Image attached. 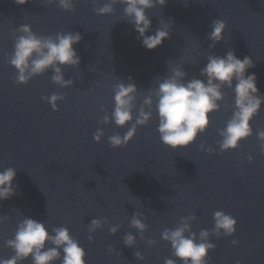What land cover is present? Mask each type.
I'll return each instance as SVG.
<instances>
[{
  "label": "water",
  "instance_id": "95a60500",
  "mask_svg": "<svg viewBox=\"0 0 264 264\" xmlns=\"http://www.w3.org/2000/svg\"><path fill=\"white\" fill-rule=\"evenodd\" d=\"M105 3L98 0V6ZM122 7L115 6V15L100 17L93 13L91 0L74 4L72 13L56 4L47 6L43 0L23 6L0 0V173L9 168L16 171L12 183L17 193L0 201V217H9L0 225V259L14 255L5 242L14 238L23 217L43 223L49 235L52 228H66L85 252L84 264H164L166 259L182 264L161 233L174 230L182 217L194 214L197 219L191 231L198 237L200 231L213 229V214L219 211L236 221L235 234L209 238L216 249L208 253L207 264H264V156L256 139L257 131H264V104L250 121L252 137L240 142L238 150L222 155L215 154L219 153L217 132L231 118L235 99L226 88L222 92L229 107L220 104L221 111L209 116L206 133L187 149L172 151L163 146L155 105L149 125L138 128L125 148L113 150L107 140L115 134L123 136L131 124L117 128L110 122L102 129L98 124L104 115L101 107L111 118L114 85L127 84L131 77L146 96L176 67L187 73L184 83L193 78L206 83L199 76L207 64L205 56L223 58L228 51L240 61L252 60L254 67L245 75L256 77V88L264 97V0H166L163 9L145 13L151 23L146 36L155 34L159 21L170 25L169 39L153 51L142 47ZM218 19L227 25L223 42L209 52L206 37L212 21ZM21 25L30 26L37 36H81L73 46L79 67L62 69L64 80L74 81L72 88L53 85L51 71L27 86L13 82L16 71L5 57L13 53L11 36ZM53 94L66 96L57 103V112L41 100ZM140 104L137 100L136 109ZM132 115L134 123L137 111ZM98 130L105 135L96 144L92 138ZM201 143L214 154L199 151ZM135 212L145 217L143 235L145 241L156 242L154 247L149 248L129 228ZM94 219H106L112 227L119 225L120 231L110 236L105 226L89 243L87 228ZM127 234L136 238L134 248L124 247L122 238ZM233 240L238 241L237 247L231 246ZM109 247L114 249L111 256ZM134 252L143 261H137ZM60 256L55 264H62V251ZM22 264H32L31 258Z\"/></svg>",
  "mask_w": 264,
  "mask_h": 264
},
{
  "label": "clouds",
  "instance_id": "9594fccd",
  "mask_svg": "<svg viewBox=\"0 0 264 264\" xmlns=\"http://www.w3.org/2000/svg\"><path fill=\"white\" fill-rule=\"evenodd\" d=\"M34 0H14L17 6H23ZM44 4L51 6L56 4L59 10L72 13L75 11L74 4L80 0H43ZM93 13L96 16L104 17L115 15V6L121 5L123 15L127 23L134 27L138 38L142 41V47L148 51H153L162 45L164 40L169 39L170 25L159 21V28L153 36H146L151 28L146 12L156 7L163 9L166 7V0H106L101 7L98 0H91ZM173 25V22L170 20ZM227 25L221 20H214L211 23V34L206 37L210 41L209 52L217 44L223 42V33ZM13 39V53L5 57L8 65L15 69L16 76L14 83L18 86H27L28 83L46 72L51 71L53 75L50 82L60 89L72 88L73 80H64V68H78L80 59L73 46L81 42V36L77 34L57 33L53 36H37L30 26L21 25L11 36ZM206 67L199 72V76L206 79V83L199 79H191L184 83L187 73L182 68H173L166 78L158 84V89L150 90L146 96L138 92L131 77L128 83H118L113 86L114 108L111 118L106 109L101 107L100 112L104 115L98 120L102 129L109 123H114L117 128H124L131 124L126 134L112 135L107 143L111 149L125 148L136 135L137 129L147 127L152 120L153 106L158 114V133L163 146L177 151L187 149L197 139L198 135H203L210 126L209 116L221 111L220 104L224 109L229 105L225 102L227 96L222 89H228L234 93V105L231 118L228 120L224 130H218L217 135L220 141L217 144L219 153L222 155L229 151H236L240 142L252 137L253 132L250 127L252 121L259 113L261 105L264 104V97L260 96L256 88V77L250 75L246 77V72L254 67L251 59L245 57L243 61L235 58L233 51H228L223 58L206 55ZM169 64V62H168ZM167 64V66H168ZM235 81V87H233ZM66 96L53 94L50 97H41L53 112H57V103L63 102ZM137 100L141 101L136 109ZM137 111L135 122L133 123V111ZM105 133L98 130L93 135V142L99 144ZM256 139L259 153L264 156V131H257ZM198 150L207 155H213L211 147H206L204 143L198 145ZM249 164L253 162L248 156ZM16 176L14 169H6L0 173V201L10 199L17 193L14 191L13 181ZM145 219L140 213L135 212L129 223V228L139 234V239L146 242L149 248L155 246L154 240L145 241L144 233L147 225L142 221ZM197 217L193 214L187 218H181L174 230H165L161 233L162 241L170 244L172 255L182 264H207L208 253L214 252L215 244L209 243V238L216 240L229 238L235 234L236 221L223 212L213 214L214 227L211 231H200L199 236L192 233L191 225ZM9 220L8 216L0 217V225ZM107 226L110 236H116L120 231V226L112 227L106 219H94L88 225V242H93V234L98 230H103ZM52 235H49L43 223H37L28 218H21V222L16 225L14 238L5 242V247L10 249L14 255L8 259H0V264H22L23 261L31 258L32 264H55L61 260L60 252H63L62 264H84L85 252L78 243L73 240L66 228H52ZM187 237V238H186ZM122 243L126 248H134L136 238L127 234L122 238ZM47 245L50 248L45 250ZM232 247L238 246V241L231 242ZM108 255H112L114 249H107ZM117 255H121L117 253ZM137 261H143L144 257L139 252H134ZM164 264H174L173 259H166Z\"/></svg>",
  "mask_w": 264,
  "mask_h": 264
}]
</instances>
